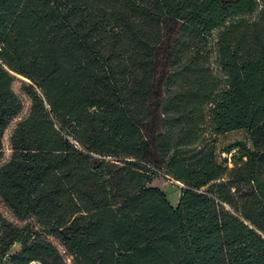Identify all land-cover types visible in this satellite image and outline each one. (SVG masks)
<instances>
[{
    "label": "trees",
    "instance_id": "obj_1",
    "mask_svg": "<svg viewBox=\"0 0 264 264\" xmlns=\"http://www.w3.org/2000/svg\"><path fill=\"white\" fill-rule=\"evenodd\" d=\"M8 148L2 264H264V0H0Z\"/></svg>",
    "mask_w": 264,
    "mask_h": 264
},
{
    "label": "rangeland",
    "instance_id": "obj_2",
    "mask_svg": "<svg viewBox=\"0 0 264 264\" xmlns=\"http://www.w3.org/2000/svg\"><path fill=\"white\" fill-rule=\"evenodd\" d=\"M12 73L15 77L14 82H13V88L16 91V93L22 97L24 101V109L21 115L17 117L15 120H13V122L9 125L5 133L6 143L9 142L10 133L12 129L15 127L16 122L20 119L21 116L25 115L29 111L30 106H31V98L23 88L25 84H31V81L25 79L23 76H21L20 74L16 72H12ZM237 143L250 144L249 136L245 130L229 131V132L219 135L217 138V153L219 155V159L221 160L223 157L232 156L233 154L237 153L239 148L234 146ZM231 148H233V150L231 153H229L228 150ZM6 151H7L6 155L4 156L3 159L0 160V165L6 160V158L9 156L11 152L9 148ZM233 165L234 163L231 161L229 163V166H233ZM152 184L163 188L168 193V197L173 204L178 203V200L180 197V191H181V187H180L181 184L179 181L173 180L163 173H158L157 175L153 177ZM0 210L7 218L15 221L18 224H23L22 221H18L16 219L14 214L2 202L1 198H0ZM54 241L63 250V246L56 239H54ZM19 247L20 245L16 244L13 248V251L17 250ZM31 264H40V263L35 261V262H32Z\"/></svg>",
    "mask_w": 264,
    "mask_h": 264
},
{
    "label": "water",
    "instance_id": "obj_3",
    "mask_svg": "<svg viewBox=\"0 0 264 264\" xmlns=\"http://www.w3.org/2000/svg\"><path fill=\"white\" fill-rule=\"evenodd\" d=\"M21 75V74H20ZM21 76H23V75H21ZM25 79H27V80H29V81H31L29 78H27V77H25V76H23Z\"/></svg>",
    "mask_w": 264,
    "mask_h": 264
}]
</instances>
